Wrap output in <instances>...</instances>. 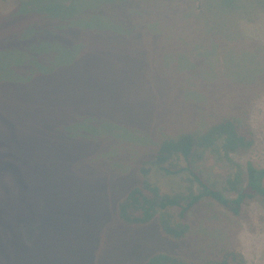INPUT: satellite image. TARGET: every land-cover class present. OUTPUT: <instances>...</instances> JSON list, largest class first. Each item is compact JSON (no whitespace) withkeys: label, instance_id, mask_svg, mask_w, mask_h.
Returning <instances> with one entry per match:
<instances>
[{"label":"rangeland","instance_id":"374dc122","mask_svg":"<svg viewBox=\"0 0 264 264\" xmlns=\"http://www.w3.org/2000/svg\"><path fill=\"white\" fill-rule=\"evenodd\" d=\"M53 56L77 58L51 74L70 76L45 86L47 76L34 70ZM0 115L17 122L27 180L17 183V198L0 173L11 190L5 219L26 246L17 264H139L157 252L197 261L222 247L264 264L263 197L239 211L204 198L178 239L158 219L129 224L117 210L159 137L203 131L219 117L250 124L255 142L198 152L197 168L230 198L229 176L250 162L264 168V0H0ZM108 122L129 127L130 145L117 137L87 151L93 138L80 132L98 135ZM116 157L127 159L119 175L110 168ZM150 177L168 193L189 185L187 174L156 165Z\"/></svg>","mask_w":264,"mask_h":264},{"label":"trees","instance_id":"16d2710c","mask_svg":"<svg viewBox=\"0 0 264 264\" xmlns=\"http://www.w3.org/2000/svg\"><path fill=\"white\" fill-rule=\"evenodd\" d=\"M76 58L77 56L46 58L39 63L34 71L38 70L47 76L45 81V86H47L53 80L56 81L59 78L70 76L73 72L62 71L53 77L51 74L58 67L62 68L70 65ZM16 124L17 122L0 115V173L3 178L6 175L9 177L14 185L15 194L19 198V192L16 190L17 186L19 184L24 185L27 180L24 175H21V173H24L21 170L19 160H17V158H20V154L17 155L20 139L14 131ZM18 124L20 125V123ZM70 127L61 128L62 132L65 133V129H71ZM105 128L106 131H101L98 135V132L93 134L90 127L85 129V132H80V134L91 133L93 138L90 144L88 143L85 146L87 151H90L89 146L91 144L95 148L94 142L117 137L130 145L129 127L127 125L118 122L109 124L108 122ZM54 130L57 132L58 124ZM76 135H79V133ZM254 142L255 132L252 126L232 116L217 118L203 131L189 129L174 136L159 137L154 143L153 153L145 156L142 166L137 169L138 178L134 183L129 181L123 195L129 190L118 201L119 218L129 224L148 223L153 219H158L162 232L178 239L186 237L190 232L191 226L186 220L187 215L204 198L215 199L234 211H239L243 202L248 199L258 196L264 198L263 167L250 162L247 164L246 169H241L234 176H229L226 180V187L236 194L235 198H230L216 184L206 178L203 171L199 170L194 162L198 152L209 149H223L226 153H229L248 148ZM93 152L94 149L91 150L90 155ZM103 154L104 152L99 155L101 159H105ZM135 154L137 156V152ZM126 160L120 159V157L113 158V165L110 168L114 169L119 175L123 171V163ZM129 163L131 165V161ZM154 165L159 166L169 175L187 174L189 185L186 190L174 193L164 192L161 186L150 177ZM98 170L102 175L99 177L102 179L105 177L106 179L107 171L104 165L103 167L99 166ZM10 192L8 186L0 184V264H17L18 259L26 249L23 240L21 243H17L15 238L19 236V232L17 230L11 231L12 227L4 216L6 211L5 199L10 201ZM23 234L26 239L30 240L36 237V231L28 226H24ZM11 250L14 251V255H11ZM17 253L21 254L20 257L16 256ZM139 264H247V261L238 250L231 247H222L217 256H206L197 261H189L170 253L157 252L142 259Z\"/></svg>","mask_w":264,"mask_h":264}]
</instances>
